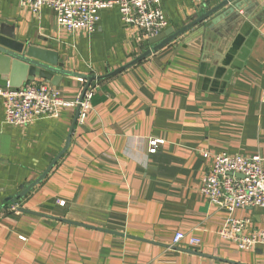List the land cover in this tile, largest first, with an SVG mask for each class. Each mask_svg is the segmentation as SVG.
I'll list each match as a JSON object with an SVG mask.
<instances>
[{
    "label": "crops",
    "instance_id": "crops-1",
    "mask_svg": "<svg viewBox=\"0 0 264 264\" xmlns=\"http://www.w3.org/2000/svg\"><path fill=\"white\" fill-rule=\"evenodd\" d=\"M220 1L162 0L167 28L180 30ZM2 24L85 75L107 74L151 47L117 8L101 12L95 31L70 32L48 7L0 0ZM31 82L68 101L86 85L63 75L58 85L36 78L20 87ZM92 87L88 119L74 127L77 106L11 125L0 96V264H264V242L241 250L220 234L229 217L249 218L245 234L264 231V207L229 212L201 192L217 153L259 154L264 165V0L211 29L192 26ZM151 138L163 140L156 153ZM177 232L200 243L176 246Z\"/></svg>",
    "mask_w": 264,
    "mask_h": 264
},
{
    "label": "built area",
    "instance_id": "built-area-1",
    "mask_svg": "<svg viewBox=\"0 0 264 264\" xmlns=\"http://www.w3.org/2000/svg\"><path fill=\"white\" fill-rule=\"evenodd\" d=\"M193 1L206 3L210 0ZM20 3L34 12L48 7L56 14L58 23L70 32L95 31L101 20V12L110 8H117L124 24L140 29L146 38L158 35L169 25L162 0H20ZM94 95L95 89L89 87L82 100L79 96L76 100L68 101L45 82H31L19 88H0L6 108V122L17 127H25L36 119L56 117L61 108L72 106L80 107L77 124H84L92 109ZM260 100L264 103V90ZM162 143L160 138H151L149 152H158ZM201 192L212 204L229 212L250 206L264 207L263 158L259 154H215L213 167L204 176ZM249 222V218L229 217L220 234L235 241L241 250L257 248L258 243L264 242V231L245 234ZM187 238L184 232H177L173 244L179 246ZM199 243L198 238H188L190 246Z\"/></svg>",
    "mask_w": 264,
    "mask_h": 264
},
{
    "label": "water",
    "instance_id": "water-1",
    "mask_svg": "<svg viewBox=\"0 0 264 264\" xmlns=\"http://www.w3.org/2000/svg\"><path fill=\"white\" fill-rule=\"evenodd\" d=\"M248 1L249 0H222L218 4L210 7L203 6L193 22L180 30L167 28L158 35L150 37V48L125 66L103 75H85L73 73L64 69V63L59 60V55L56 51L18 40L13 29H10L6 24H2L0 26V85L5 87L8 85L11 87H20L26 80L34 81L36 78H42L51 82L53 85H58L63 75H71L86 80V85L80 95V100H82L86 90L90 86H95L96 81L117 75L119 72L129 68L170 43L194 25L202 23L204 28H213L214 25L225 18V16L233 14L236 9L242 8L244 3ZM79 108L78 106L76 110L73 127L77 122ZM46 174L47 172L35 183L37 184ZM237 175L240 176L239 174ZM33 185L34 184H32V186ZM32 186H30L29 189ZM187 251L193 252L191 250Z\"/></svg>",
    "mask_w": 264,
    "mask_h": 264
}]
</instances>
